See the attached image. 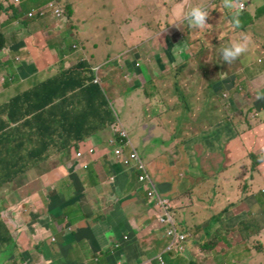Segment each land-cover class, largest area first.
I'll use <instances>...</instances> for the list:
<instances>
[{"label":"crops","instance_id":"0c3cea01","mask_svg":"<svg viewBox=\"0 0 264 264\" xmlns=\"http://www.w3.org/2000/svg\"><path fill=\"white\" fill-rule=\"evenodd\" d=\"M115 1L106 0L100 8L101 11L110 10L113 14ZM118 1L128 2V0ZM136 1L142 7L140 17H129L126 21L128 24L124 23L123 26L117 23L121 27V29L118 28L117 35L119 31L123 32L121 37H116L122 38L121 40L114 39L112 27L114 20L111 25L108 21L100 22L102 19L99 17L101 13L99 10L91 11L90 15L84 18L76 10L74 17L83 29L82 34L68 31L64 19L57 20L53 16L50 17L55 20L49 17L28 19L23 3L21 16L0 15V29L6 40V46L0 51L4 52L0 56V106L10 103L14 98L45 82L48 78L68 71L82 62L93 70L104 63L114 70L117 69L114 63L127 62L131 65L132 71L129 67V70L123 67L124 73L139 75L140 79H144L142 86L147 87L153 82L152 74L155 72L152 62L149 61L152 55L158 57L157 65L159 64L162 68L158 76L162 75L160 77L162 80L166 75L175 82H180L188 70L194 73L191 78L203 77L204 73L210 75L220 70L222 65L219 63L223 64L220 59L217 61L214 57V49L206 47L210 40L225 39L230 44L246 36L248 51L241 56L242 62L236 61L237 64L230 68L232 76L228 79L231 89L227 90V95L235 91L236 95L233 99H236L237 105L233 107L236 112L221 113L218 120L210 114L214 106L202 111L198 108L195 112L189 111L186 115L188 117L185 118L188 122L183 120L182 127H179V132H184L188 129L192 131V128L198 129L197 125L201 123L210 124L209 128L204 130L203 136L210 137L214 130H220L221 136L228 139L229 142L222 141L221 145H218L210 162H207L206 169L212 163H215L213 170L216 167L212 177L213 187L208 185L211 176L202 165H190L189 156H186L184 152L179 154L165 152L169 146H175L180 138L170 132L175 123H163L167 118L169 120V117L175 118L172 115L157 118L161 120V129L169 135L168 141L160 137L156 139V142L150 140V143L144 145L143 155L138 154L133 147L124 150L128 158L136 151L140 159L148 166L154 185L157 184L158 187L161 185L163 190L159 191L160 194L163 192L162 195L172 202L176 218L184 215L185 210L190 208L189 214L194 215L189 217V222L186 218H177L183 228H188L199 235H205L211 230L212 236L220 229L221 234L227 235V240H229L231 238L228 235L233 231L228 229L227 223L224 225L228 228L221 226V222L218 221L217 229L214 228L210 219L214 214H220L222 210H225L230 202H234H229L228 198L239 197L233 190H229V187L233 185L232 182L240 181L230 180L226 187L227 179L223 177L221 167L230 166L228 171L236 164L232 154L234 150V156L240 149V157L249 158L248 152L256 156V153L261 150L260 146L264 145V100L256 98L257 93L264 94V27H260L264 25V0ZM241 3L245 5L244 10H240ZM128 5L134 13L141 9L140 5L137 8L134 4ZM194 6L208 8L210 13L206 23L210 24V27L195 29L182 21L183 13ZM34 11V9L31 10L29 15ZM236 20L239 21L238 28L233 26ZM255 22L257 23L256 29L253 30L254 33H245L243 29L246 24L250 23L253 27ZM153 25L158 26L155 35L150 30V27H154ZM59 35L65 36L57 42ZM153 38H156V41L152 40ZM200 39L206 46L201 45ZM52 40L54 41L51 42ZM71 43H76L79 47L75 45L74 48L70 45ZM139 43L147 48L142 47L138 52L135 47ZM153 43H159L160 49L154 50L155 44ZM184 44H188L187 52H182L180 49ZM133 49L134 58H129L127 53L122 54L126 50L131 52ZM148 53L152 55L147 57ZM10 61L11 66H9ZM143 63L146 75L141 70ZM225 65L228 64L225 63ZM101 77L99 75L98 79ZM216 80L220 79L216 77ZM110 83L105 76L102 77V86L106 84L111 88L112 83ZM164 84L161 82L158 86ZM196 86L197 84L194 85L193 96L194 92H198ZM205 91L213 94L210 85ZM219 93H224V91L216 90V95ZM227 95H224V99ZM220 100L222 104L224 100L221 97ZM71 101L80 105L81 97L73 98L72 95ZM209 102L206 103V107ZM151 105L152 103L146 102L143 108L153 112L155 109ZM222 106L217 107L216 112L226 109L223 104ZM185 109H190V106L188 108L185 106ZM52 115L50 114L49 118ZM153 117H145V125ZM3 118L7 120L6 115ZM212 118L217 121L214 126ZM54 121L55 124L61 123L60 119ZM69 126H67V131L65 128H58V132L69 133ZM244 126L248 129L241 132L240 129ZM79 127L82 138L78 146L75 142L74 145L68 146H64L65 144L52 145L48 159L26 174L19 176L12 186L11 190L17 202L9 205L7 209L17 213L21 210H32L30 214L34 218L33 222L28 218L25 220L22 218L25 224L20 225L9 214L5 216V213L1 212L8 229L20 244L21 262H19L21 264H160L158 257L164 254L168 241L154 212L156 209L159 213V210L149 199V185L140 182L139 177L141 184L135 182L133 176H137V173L116 157L115 149L112 150L109 146L116 136L106 142L103 141L106 136L101 137V129L95 131L88 125H79ZM168 143L170 145H164ZM86 145L96 146L88 149ZM65 148L69 150L63 153L58 152L59 149ZM193 152L194 150H191V154ZM181 154L185 155L184 164L190 166L191 172L183 171L189 175V190L178 195L175 182L179 174L172 173L165 165L172 161L176 162L172 165H177L183 158ZM223 156L229 157L228 162L223 159ZM261 159V164H263L264 158ZM249 170L247 177H253V174H249ZM254 171L255 177L263 179L264 166H258ZM192 177L196 182L192 180ZM262 181L264 182V179ZM146 190H148L147 193ZM257 191L259 194L264 192L252 185L246 196L240 195V197L256 199ZM7 192V190L2 191L4 195ZM42 195L46 198L42 199ZM183 200L187 201L188 206H182ZM242 205L248 206L245 203ZM245 210L246 213H256L254 207H245ZM17 213L14 214L18 216ZM36 213L38 215H35ZM10 214L13 215L12 212ZM260 231L252 236L249 243L231 248H228L226 244L225 258L232 256L229 260H221L222 254L212 259L213 253L217 255L216 251L202 250L201 246L194 249L192 245L185 255L164 254V261L165 264L245 263L246 256L257 258L264 254L263 229ZM29 238L31 239L27 240ZM29 242H32V248L29 247ZM236 247H245V250L237 253L239 248ZM253 249H257L258 253H253Z\"/></svg>","mask_w":264,"mask_h":264},{"label":"rangeland","instance_id":"374dc122","mask_svg":"<svg viewBox=\"0 0 264 264\" xmlns=\"http://www.w3.org/2000/svg\"><path fill=\"white\" fill-rule=\"evenodd\" d=\"M60 1L68 2L75 10L79 11L80 15H82V18L88 17L90 15L91 11L99 10L101 12L99 14V17L102 19V21H100L101 23H103L104 21L105 22L108 21L109 24L111 25L112 20H114L115 23L112 25L113 30H114L113 36H114V39H117V40L122 39V38H117L116 36L121 37V33L123 32L121 30V31H119V34L117 35L118 28L121 29L120 26H123L124 23L128 24L126 21L128 20L129 17L135 16L136 18H138V17H140V14L142 12V7L136 0H128L127 3H126V1L121 2V1L116 0L115 1V10H114L113 14H111L110 10L107 12L101 11L100 8L102 7V4H104L106 2V0H22L24 12L26 15L28 14V19H29V12L33 9L39 10L42 13H47L48 12L47 7L49 4L51 6V15L54 18H60L59 16L56 15V12L58 11L60 16H63V7L61 4L62 2H60ZM128 4H131V5L134 4L136 6V8L138 7V5H140L141 9L138 12L134 13L132 10H130L131 7ZM241 4H243V3H241ZM244 8H245V5H244ZM244 8L243 9L240 8V10H244ZM247 12H249V11L247 10ZM53 17H49V18L54 19ZM117 23L120 26H118ZM256 23L257 22H255V25L253 27L250 23H247L246 27L243 29L245 31V33L251 34V32H253V30L256 29ZM153 26L154 27H150V30H151V33H153L155 35V31H156V29H158V26L157 25H153ZM260 27L262 28V27H264V25H262ZM67 30L72 32V33H80V34L83 33L82 27L78 24V22L76 20H74L73 26L68 27ZM258 31H257V33H258ZM171 33H170V35H171ZM145 34L146 33H144V35ZM123 35H124V33H123ZM63 36H65V35H63ZM63 36L58 37L57 42H58V40L62 39ZM78 40H80V39H78ZM152 40L156 41V38H153ZM53 41L54 40H52L51 42H53ZM200 41H201V45L206 46L204 43H202L201 39H200ZM153 44H155V43H153ZM161 44H163V43H161ZM70 45L73 46L74 48H75V45L78 46V44H76V43H73V44L71 43ZM227 45H228V42H226L225 39L219 40V41L218 40L217 41L216 40L215 41L210 40L206 47H208L209 49H210V47L212 49H214V51H215L214 57H216V60L218 61V59H220V56H219L220 48L227 46ZM263 45H264V39H263ZM142 47L144 49L147 48L146 46H142V44L139 43L135 47V49L139 52L141 50L140 48H142ZM188 48H189L188 44H184L180 47L182 52H187ZM79 49H80L79 51L82 52V49L81 48H79ZM159 49H160L159 43H156L154 50L157 51ZM124 53H127V56H129V58H132V57L134 58V54H135L134 49L131 52L126 50L122 54H124ZM3 54H4V52H0V56H2ZM57 54L58 53L56 52V55ZM150 55H152V53H148L147 57H149ZM157 59H158V57L155 55H152L149 59V61L152 62V66H154V68H155V72L152 74V76L154 77V78L152 77L153 82L150 83L148 85V87L142 86V84L144 83V79H140L139 75H133L130 73L128 74L127 72L124 73V71L122 69L123 67H125L127 70H129V68H130V70H131V65L128 64L127 62L123 63L121 61H118L117 64L114 63V65L117 67V69H114V70H112L111 68H108L107 63H104L102 65H98L96 67L97 69H95V73H96L95 83L100 84L102 82V77H104V76H105L107 81H110L112 83L111 88L106 84L103 85L102 87L106 91L107 96H109L108 99H109L110 105L113 109L114 117H116L117 120H119L117 123H115V125L103 130L101 132V137L106 136V138L103 141L109 142L113 139L114 136L117 135V131L119 129H121L122 131L126 130L127 133L129 134L131 141H132L133 148L138 152V154L143 155L144 150H145L144 145L147 143H150V140H153L152 142H156V139L159 137H160V139H165V140L168 139V137H169L168 133L163 131V129H161V127H160L161 120H158L157 118L159 116L160 117H168V116L172 115L175 118L169 117V120L167 118L166 120H164V121L162 120V121H163V123H166V122L175 123V126H173V128L170 130V132L174 136L178 135L180 138L178 139V143L175 146L174 145L169 146V149L165 150V152L169 151V152H174L175 154H179V153L184 152L186 154V156H189L188 159H189L190 165H192V164H194L196 166H197V164H198V166L202 165L203 169L206 170V172H208V174L211 176V179L209 180L208 185L210 187H213L214 181H213L212 177L214 176V170H216V167H214V170H213V165H215V163H212V165L210 167H208V169H206V166L208 165L207 162L208 163L210 162L211 156H212L213 152L217 150L218 145H221L222 141L223 142H229L228 139H226L224 136H221L220 130H214V132L211 134L210 137H207L206 135L203 136L204 130L206 128H209L210 124L204 125V123H201L199 126L197 125L198 129L192 128V131H189V129H188L187 131H184V132H179V127H182V121L183 120L188 122V119H185V118L188 117L186 115H188L189 111L195 112V111H197L198 108H201L200 111H202L203 109L209 110L212 106L216 105V100L221 102L220 97L224 100V102L222 101V104L226 107V109L217 110V112L214 109L213 111L210 112L212 117L217 118L219 120L221 117L220 116L221 113H225V112L235 113L236 112L235 108L233 107V105H237L236 99H233L236 95L235 91L230 92L227 95V90L231 89L229 87L230 81H228V79H230L232 76V75H230L232 73L230 68L233 67L235 64H237L236 61L242 62V57H239L237 60H235L233 64L230 63L228 65H225V64L218 62L219 64L222 65V68H220V70H218L216 72L211 73L210 75H208V73H204V75H202L203 77L191 78L193 76L192 74H194V73H192V72H190V70H188L187 72H185L184 77H182L180 79V82H175L173 79L166 77V75H164V78H165L164 80L160 79V77L162 75L158 76V74L162 68H160L159 64L157 65ZM11 64L12 63L10 61L9 66H11ZM141 66H142L141 70L144 72V75H146L144 63ZM71 68H73V67H71ZM99 73L102 76L100 79H98ZM220 73L229 74V75H222V74L220 75ZM216 77L220 80H216ZM115 79H116V81H115ZM161 82L165 83V84L159 87L158 85ZM205 83H206V87H205ZM195 84H197L196 91H198V92H194L195 95L192 96ZM209 85L212 89H214V90L216 89L219 91L222 90V91H224V93H219L220 96L216 95V97H214V98H212V97L208 98V96L212 95V94L207 93L205 91V89H207V87ZM188 93H192V94L187 95ZM224 95H227V97L225 98L226 100L224 99V97H225ZM193 98H194V102H192ZM208 101H210V102H209L208 107H206V103ZM146 102L152 103L151 107H153L155 109L153 112L147 111L143 108L145 106ZM180 103H182L184 106L185 105L190 106V109H184V106ZM250 105H249V107H250ZM193 107H195V109H193ZM147 116H154V117L148 124L145 125V123H146L145 117H147ZM170 120H172V121H170ZM216 123H217V121L212 118V125L214 126ZM247 129H248L247 126H244L240 129V131L244 132ZM201 137H203V138H201ZM146 140H148V141H146ZM154 145H156V144H154ZM164 145L168 146L170 144L168 143V144H164ZM86 146H88V149H91L96 145H86ZM109 146L111 147L112 150L115 149V147H116V145L114 143L109 144ZM232 147H234V145H232ZM260 148H261V150L258 153H256V156H257L256 159L264 158V145H261ZM165 149H166V147H165ZM191 150H194V152L192 154H191ZM159 152H160V150H159ZM234 152H235V150L232 152V154H233L234 160L236 161V164L234 166H232L228 171H227V169L230 166L221 167V171L224 173L223 177L227 179L226 183H225L226 187H227V184L230 180L237 179L238 181H240V182H236V181L233 182L232 183L233 185L229 187V190H233L235 195L239 196V197H235V198H228L229 202L230 201H239L234 208L235 210L230 209L228 212H225V213H224L225 210H222L220 212V214L223 215L221 217L222 218L221 226L226 227L224 224L229 223V228L228 227H226V228L230 229V231H234V229L239 224L240 220H242V214H240L239 216L236 215L238 212L242 213V207H244V208L245 207H254L256 209V213H262L263 214L262 216H260V218L264 219V211L260 206V203L264 206V196H262V195H264L263 191L261 192L262 195H260L259 191H257L258 197L256 199L251 198V197H249V198L240 197V195L246 196V194L249 192L250 187L252 185L257 187L259 190H264V182L262 181L264 179V173L262 175L263 179L260 177H258V178L255 177V171L251 168V166H253V164H254V161L252 164V160H250V158H248V157L241 158L240 157V152H241L240 149L235 156H234V154H235ZM181 155L183 158H181L179 160L177 165H172V164L176 163L173 161L168 162L165 165L166 168L171 170L172 173L179 174L178 176H176V182H175V187L177 189V192H179L178 195L180 193H181L180 195H182L183 192L189 190V188H188L189 183H190L189 175H187L183 171L187 170L188 172H191L189 169L190 166H186L184 164L185 163V161H184L185 155L184 154H181ZM223 159L226 162H228L229 157L223 156ZM259 166H264V163L259 165ZM248 170H249V174L254 175L253 177L252 176L247 177ZM133 178H134L135 182L140 183L138 180V175L137 176L134 175ZM192 180L194 182H196L195 178H193V177H192ZM145 183L146 182H144V184ZM158 183H159V181H158ZM171 185H173V183H171ZM155 186H156V189L158 191L163 190L161 185H159V187H158V185L156 184ZM261 188H263V189H261ZM147 191L148 190H146L145 192L147 193ZM162 194H163V192H162ZM259 196L261 198H259ZM164 197H166V196H164ZM41 198L45 199L46 197H45V195H42ZM16 200H17L16 196H15V194H13L12 190H8V192L5 195L0 190V211L4 212L5 216H7V214H9V216L12 219L17 220V222L20 225L25 224L24 222H22V218L24 220L28 218L33 222L34 218L30 214L31 213L30 211H32V210H25V211L21 210V211H19L20 213H17V212H14L13 210L10 211L7 209L9 205L16 204V202H17ZM244 203H248V206L242 205ZM185 205L188 206V203L186 200H183L182 206H185ZM14 207H16V206H14ZM243 210H245V209H243ZM10 212H12L13 215H11ZM154 212L156 213V215H158V211L156 209L154 210ZM232 212H235V213H232ZM14 213H17L18 216L15 215ZM189 213H190V208L185 210L184 215H179V216H177V218L178 219L186 218V221L189 222L190 221L189 217H192L194 215V214H189ZM244 214H246V210H245ZM35 215H38V214L36 213ZM41 216L43 217V215H41ZM4 219L5 218L3 217V220ZM42 220H44V219H42ZM233 223H234V226H233ZM235 224H237V225H235ZM261 227L263 228V234H264V224L261 225ZM199 236L200 235H198V237ZM228 236L231 239L227 240L228 239L227 235H225V234L221 235L220 240L222 241L221 244H222L223 248L225 247L226 244L233 242V238L236 240L235 234L229 233ZM201 237H202V235L200 236V238ZM30 239L31 238H29L27 240H30ZM29 247L32 248V242H29ZM236 248H239V250H237L238 251L237 253L243 252L245 250V247H243V248L236 247ZM262 249H264L263 245H262ZM253 253H258V250L253 249ZM225 254H226V252L225 253L222 252V257L220 258L221 260L222 259L223 260L232 259V256L229 258H225ZM245 256H246V254H245ZM244 260L246 262L244 261L245 263H241V264H264V254L260 257H257V258H252V256H250V257L246 256V258H244ZM19 261H20V251H17L14 254V256L10 259L4 260V259L0 258V264H21L20 263L21 261L20 262ZM209 264H210V262H209Z\"/></svg>","mask_w":264,"mask_h":264},{"label":"trees","instance_id":"16d2710c","mask_svg":"<svg viewBox=\"0 0 264 264\" xmlns=\"http://www.w3.org/2000/svg\"><path fill=\"white\" fill-rule=\"evenodd\" d=\"M60 2H62L63 7V21L66 22V26L71 27L74 24L76 10L69 3ZM22 3V1L16 3L15 0H0V15L21 16ZM35 12L36 15L33 18H38L40 11L35 10ZM5 46V36L0 29V51ZM95 80V69L93 70L89 65L86 66L82 62L68 71H64L53 78H48L45 82L14 98L10 103L0 106L1 191L11 190L19 176L26 174L36 165L46 161L52 145L65 144L64 146H68L74 145L75 142L78 146L82 138L79 125H88L95 131L99 129L103 131L118 122L117 118L114 117L113 109L107 93L102 87V82L100 84L95 83ZM215 93L216 90L213 89V94L208 98L216 97ZM72 95L73 98L81 97L80 105L71 101ZM217 107H223L218 100H216L214 109ZM50 114L53 115L49 118ZM4 115L7 116V120L3 118ZM55 119H60L61 123L55 124ZM68 125H70L69 133L58 132L60 127L65 128L67 131ZM117 138L120 140L119 134H117ZM67 150L69 148L59 149L58 152L63 153ZM248 154L252 164L254 161L252 169H257L262 163V159H256L257 156L252 153L248 152ZM259 198L261 197L259 196ZM238 202H230L224 213L230 209L235 210L234 208ZM260 206L264 211V206L261 203ZM243 209L245 208L242 207V213L238 212L236 214L237 216L242 214V220L238 225L235 224L237 227L233 233L230 232L236 235V240L233 239V242L228 243V248L249 243L252 236L263 229L261 225L264 224V219L260 218L263 214L252 212L244 214ZM222 216L216 213L210 219L214 228L218 227V221L221 222ZM227 226L229 227V223H227ZM164 233L167 234V231L164 230ZM198 235L193 234L192 244L194 249L201 246L202 250L216 251L217 255L213 253L212 259H215L222 252H227L226 245L223 248L221 244L222 234L220 229L216 233L214 232L213 236L211 230L207 231L205 235L202 234L201 238V235L199 237ZM19 247L20 244L8 229L7 222L3 220V214L0 211V258L4 260L12 258L17 251H20Z\"/></svg>","mask_w":264,"mask_h":264},{"label":"clouds","instance_id":"9594fccd","mask_svg":"<svg viewBox=\"0 0 264 264\" xmlns=\"http://www.w3.org/2000/svg\"><path fill=\"white\" fill-rule=\"evenodd\" d=\"M15 2H16V0H15ZM226 6L227 7H230L231 5H226ZM33 13H34V16L33 17H35L36 12L34 11ZM209 13H210V11L208 10L207 7L194 6V7H191L189 10H187V11H185L183 13L182 21L183 22H186L187 25L189 27H191V28H195V29H205V28H208V27L211 26L210 24L206 23V21L209 19ZM50 16H48V15L47 16H42L41 15V12H40V16L38 18H48ZM33 17H31L29 15V19H32ZM63 19H64V17H63ZM233 26L238 28L240 26L239 25V21L236 20L234 22V25ZM247 42H248V38L245 36L241 40L232 42V43H230L227 46L221 47L220 48V52H219V56H220L221 62H225L227 64H230L233 61L237 60L242 55H244L248 51ZM256 98L258 100H264V94L257 93V97ZM121 131H122L121 129H119L117 131V134H119V136H120V132ZM126 133H127V131H126ZM127 135H128V133H127ZM128 137H129V135H128ZM129 139H130V137H129ZM119 141L120 140H118L117 135H116V138H115V140H114L113 143L117 146L119 144ZM130 141H131V139H130ZM131 143H132V141H131ZM147 169H148V167H147ZM148 173H149V171H148ZM140 174L141 173H139V172L137 173L138 177H140ZM149 176H150V174H149ZM150 192H151V187L149 189L148 196H149V193ZM157 192L160 195V197H162L164 200H168L166 197H164L162 194H160V192L158 190H157ZM149 199L154 203L155 207L158 208V210H159V213L157 215V220H158V222L160 224L159 219L162 216L163 211H162V209L160 207H158L156 205L155 201L152 200V198L150 196H149ZM168 201L170 202V205H171V213H172L173 219H174V221L176 223V226H177V228L179 230V235L180 236H186V240L183 241V242L180 239L173 240L170 236H168V234H165V237H166V239L168 241V244H167V246L165 248L164 254H170V255H176V256L185 255L187 253V250L189 249V247H191L193 245L192 244V241L194 239V237H193V234L194 233L191 232L188 228H183L180 225V222L177 220L176 216L174 215V206H173V204H172V202L170 200H168ZM160 226H161V224H160ZM162 228L167 231V229L165 227H162ZM164 254H162V255H160L158 257V260H159L160 264H165L164 257H163Z\"/></svg>","mask_w":264,"mask_h":264},{"label":"built area","instance_id":"2783aa9c","mask_svg":"<svg viewBox=\"0 0 264 264\" xmlns=\"http://www.w3.org/2000/svg\"><path fill=\"white\" fill-rule=\"evenodd\" d=\"M20 0H16V3H19ZM240 8L243 9L244 5L241 4ZM47 13H42V16H50L51 15V6H49ZM56 15L60 18H56L57 20L63 19V16H60L59 12H56ZM31 17L34 16L33 13L30 14ZM52 16V15H51ZM132 148L133 145L126 133V131L120 132V141L115 149V155L118 159L121 160L122 163H124L128 167H132L137 173H141L139 180L140 182L144 183L146 182L151 187V192L149 193V196L152 198V200L155 201L156 205L160 207L163 211L162 216L160 217L159 221L162 227H165L167 229V234L170 236L173 240L180 239L182 242L186 240V236H180L179 230L176 226V223L173 219L172 213H171V205L168 200H164L157 192V189L151 180L147 166L142 162L136 151H134L130 157H126V154L124 152L127 148ZM188 239V238H187Z\"/></svg>","mask_w":264,"mask_h":264},{"label":"bare ground","instance_id":"6f19581e","mask_svg":"<svg viewBox=\"0 0 264 264\" xmlns=\"http://www.w3.org/2000/svg\"><path fill=\"white\" fill-rule=\"evenodd\" d=\"M130 168H132V167H130Z\"/></svg>","mask_w":264,"mask_h":264}]
</instances>
